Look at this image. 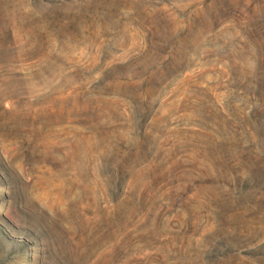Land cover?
Segmentation results:
<instances>
[{
  "label": "rangeland",
  "instance_id": "374dc122",
  "mask_svg": "<svg viewBox=\"0 0 264 264\" xmlns=\"http://www.w3.org/2000/svg\"><path fill=\"white\" fill-rule=\"evenodd\" d=\"M0 264H264V0H0Z\"/></svg>",
  "mask_w": 264,
  "mask_h": 264
}]
</instances>
